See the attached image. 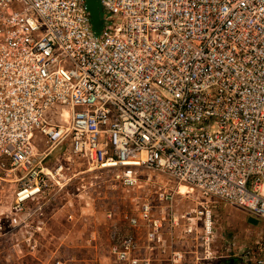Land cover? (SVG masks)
<instances>
[{"label": "built area", "instance_id": "2783aa9c", "mask_svg": "<svg viewBox=\"0 0 264 264\" xmlns=\"http://www.w3.org/2000/svg\"><path fill=\"white\" fill-rule=\"evenodd\" d=\"M97 2L0 0V264H81L51 221L105 184L142 192L106 264H264V0ZM215 202L257 240L220 256Z\"/></svg>", "mask_w": 264, "mask_h": 264}, {"label": "rangeland", "instance_id": "374dc122", "mask_svg": "<svg viewBox=\"0 0 264 264\" xmlns=\"http://www.w3.org/2000/svg\"><path fill=\"white\" fill-rule=\"evenodd\" d=\"M153 183L161 186L163 181L160 178L153 179ZM106 189L98 190L94 193L89 191L86 193H79L78 199L75 200L74 210L71 212L74 223L66 224L63 220L65 210L61 211L51 221L53 234L59 236L58 243L62 244V251L75 253L79 256L81 264H106L105 250H106V225L104 212L113 211L115 213V220L118 221L120 212L129 213L135 207L136 200L142 198V192H124L119 189L110 188L105 184ZM178 186V187H177ZM179 193L180 185L177 184ZM144 194H150L145 193ZM180 194V193H179ZM187 195V194H181ZM198 195L194 192L186 197L176 198L177 203L173 204V215H178L186 210L191 209L197 202ZM9 203V200L6 201ZM214 210L212 212V219L216 222V228L221 233V249L217 248L220 256H226L224 240H232V249L235 247L234 254L238 253L237 248L244 244L246 240L256 241L259 233V228L263 226L262 222L249 221L240 210L229 209L219 202L212 203ZM91 233V237L88 234ZM91 239V242L89 240ZM219 245V243H217ZM87 260L89 262H87ZM26 264H33L30 260ZM162 264V263H158ZM212 264H229L226 259Z\"/></svg>", "mask_w": 264, "mask_h": 264}, {"label": "water", "instance_id": "95a60500", "mask_svg": "<svg viewBox=\"0 0 264 264\" xmlns=\"http://www.w3.org/2000/svg\"><path fill=\"white\" fill-rule=\"evenodd\" d=\"M84 5L89 14L91 28L95 33H97L100 27L98 2L97 0H84ZM249 221L254 222L251 219H249Z\"/></svg>", "mask_w": 264, "mask_h": 264}, {"label": "bare ground", "instance_id": "6f19581e", "mask_svg": "<svg viewBox=\"0 0 264 264\" xmlns=\"http://www.w3.org/2000/svg\"><path fill=\"white\" fill-rule=\"evenodd\" d=\"M180 185V187L178 188L179 189V193H178V191H177V187L174 189V191H175V193H176V195H178V197L179 196H182V197H186V196H188V194H192L193 193V190H190L188 187H185V186H183L182 184H179ZM181 194H187V195H181Z\"/></svg>", "mask_w": 264, "mask_h": 264}]
</instances>
